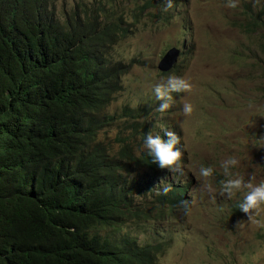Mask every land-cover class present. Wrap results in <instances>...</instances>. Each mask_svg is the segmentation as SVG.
<instances>
[{"label":"trees","instance_id":"obj_1","mask_svg":"<svg viewBox=\"0 0 264 264\" xmlns=\"http://www.w3.org/2000/svg\"><path fill=\"white\" fill-rule=\"evenodd\" d=\"M48 1L0 0V264H147L151 251L100 233L143 214L131 210L138 181L96 141L117 119L105 111L130 69L113 61L131 34L126 14L110 0L58 14ZM237 8L233 24L257 33L264 78V3ZM138 111L121 116L135 122Z\"/></svg>","mask_w":264,"mask_h":264},{"label":"rangeland","instance_id":"obj_2","mask_svg":"<svg viewBox=\"0 0 264 264\" xmlns=\"http://www.w3.org/2000/svg\"><path fill=\"white\" fill-rule=\"evenodd\" d=\"M79 1L48 2L61 14L74 9ZM110 1L126 13L132 30L115 47L113 56L132 62L133 68L122 78L123 90L107 110L116 114L117 120L101 138L108 142L111 135H128L132 125L142 126L151 133L158 130L157 125L164 124H157L158 112L152 104L151 85L158 80L151 79L146 72H151V58L156 59L167 48L178 49L183 53L175 75L187 79L192 86L190 91L181 93L185 102L192 105V112L184 115L181 112L184 102L175 103L173 99V117H177L173 127L181 130L191 143L198 140L195 151L212 159L215 166L232 155L239 160L237 172L245 179L252 176L254 182L264 180V147L260 146L264 136V92L259 83L264 79L258 75L257 62L261 53L257 33H246L233 24L238 22L237 7L242 1L262 4L264 0H237L235 8L227 7L226 0H188L182 10H169L170 20L165 22L161 21L164 0H155L143 12L140 10L149 0ZM82 2L89 4L92 0ZM229 17L231 20L227 22ZM187 26L190 32L185 34ZM252 70L255 74L247 76ZM228 78L233 80L232 92L225 84ZM124 107L139 110L135 122L121 116ZM199 181L202 185L197 186L188 203L177 209L174 217L128 218L116 231L100 233L114 241L126 235L136 239L138 245L167 242L168 249L160 255L157 264H262L264 253L257 250V235L264 231V205L250 210L246 217L249 221L241 229L238 222L228 223L223 216V211L232 208L236 199H228L218 191L209 192L203 186L204 178L199 176ZM208 182L214 186L213 179ZM239 193L242 198L243 191ZM152 202L153 197L138 193L131 210L153 207ZM240 229L245 235L231 239L233 232Z\"/></svg>","mask_w":264,"mask_h":264},{"label":"clouds","instance_id":"obj_3","mask_svg":"<svg viewBox=\"0 0 264 264\" xmlns=\"http://www.w3.org/2000/svg\"><path fill=\"white\" fill-rule=\"evenodd\" d=\"M153 1L155 2V0ZM187 1L188 0H164V5L161 9V11H163L161 21L165 22L170 20L168 18L169 10H177V8L182 10L181 8L184 7ZM175 2V8H173L172 6ZM226 5L229 8H235L237 6V0H226ZM140 11L143 12L144 9ZM165 13L166 18H164ZM127 24H129L131 29V24ZM188 32H190V27L187 26L185 34ZM184 38L185 37H183V41H185ZM170 50L171 48H167L164 54H159L156 59L151 58V72H146L148 77L153 80H158L151 85L153 97L152 104H155V111L158 112L157 124H164L162 126L157 125L158 130H153L151 133H147L142 126L138 127L134 125V127L129 128L131 133L128 135H111L109 136L108 142L105 141V138L101 137L105 135L107 130L113 127L114 124L111 127L101 130L96 140L100 143L102 148L101 156L106 157L105 162H107L112 169L117 168L119 173L126 176L127 180L125 181L127 183L133 180L138 181V192L136 194L142 192V194L148 198L153 197V207L145 206L146 208L142 207L138 209L137 212H143V214L141 216H136V219L159 220L169 216L174 217L177 209L185 207L188 203L190 196L193 191L197 189V186L202 185L199 181L200 176L204 178L203 186L207 191H218L219 194L226 196L228 199H236V203L232 208L223 211V216L224 220H226V222L228 221V223L235 224L238 222L242 229L245 223L249 221L246 217L251 214V211L258 210L261 205H264V180L254 182L252 176L245 179L237 172L236 167L239 164V160L232 155L222 159L218 162V165L215 166V162L212 159L203 157L195 151L194 147L197 143H200L198 140L196 143H191L190 139L181 130L173 127V123L177 119V117H173L174 109L171 107L173 99H175V103L184 102L181 106V112L184 115L191 114L192 105L185 102L181 93L190 91L192 86L187 79L175 75L177 64L183 51L178 49L175 51ZM259 59L260 58L257 60L260 65V72L258 75L262 78L261 70L263 63L260 64ZM113 61H122L126 63L123 59H116L114 56ZM126 64L130 65V69L128 73L124 74L119 79L121 87L122 78L128 75L133 68L132 62ZM251 74L253 75L255 72L252 70ZM259 83L262 88L264 86V80L259 81ZM225 84L230 92L234 90L233 80L228 78ZM121 91L115 95L111 104L116 100L117 95L120 94ZM190 94L191 92H189V95ZM108 109L109 108L106 109V113ZM160 119H162V122L159 121ZM262 125H264V122ZM134 128H136V130H133ZM134 131L137 132L136 135L133 134ZM156 132H158L157 135ZM261 141L262 143L260 146L264 147V136L261 137ZM104 150L106 151L105 153H103ZM131 157H133L135 161L129 163V158ZM121 166H125L126 171L120 170L119 168ZM208 179L214 180L213 187L209 184ZM171 191H177L180 198L169 199L167 193ZM241 191H243L242 198L239 193ZM136 194H134V196ZM132 202L134 203V197ZM257 223H259V221H257ZM241 229L239 231H234L231 239L235 236L241 238L245 235L241 233ZM129 238L133 240V243L137 249H139L142 257L147 251H151V259L147 264H157L160 255L168 249L167 242L138 245L136 239ZM120 239L118 241L112 240L119 248L123 246V244L119 243ZM257 241V250L264 253V231L258 233ZM215 254L217 253L215 252ZM262 264H264V261Z\"/></svg>","mask_w":264,"mask_h":264}]
</instances>
